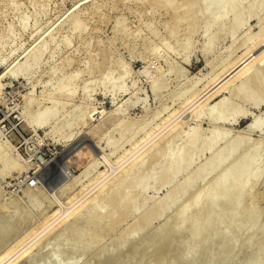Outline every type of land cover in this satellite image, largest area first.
I'll use <instances>...</instances> for the list:
<instances>
[{
  "label": "bare ground",
  "instance_id": "6f19581e",
  "mask_svg": "<svg viewBox=\"0 0 264 264\" xmlns=\"http://www.w3.org/2000/svg\"><path fill=\"white\" fill-rule=\"evenodd\" d=\"M106 1H108V2H106ZM106 1L105 0H77L74 3V5L66 11V13L64 14L63 17L58 16L56 18V20H54V21L52 20L51 23L48 24L46 29L42 32V34H39L36 38H34V43H33L32 47L22 49V52L20 54H17V56L11 61L10 64L8 62V65L4 69L5 71L4 70H3V72L1 71V73H0V92H1V90H3V86L5 83V82H3L2 77L7 75V74H9L10 76H15L14 78H16V76H19V77L25 76L27 78V80H30V78L33 77L32 75H34L33 73L36 72L37 68L40 66L42 58L44 57L43 56L44 53L47 51L48 48H53V50H54V48H56L58 46V44L60 43V42L57 43V41H59V40L63 41L64 44L68 46L69 44H71V42H70L71 39L69 38V35L73 34V33H76L77 36L81 37L79 39L85 38L84 33L86 30V26H87L85 24V18L87 16H89L90 14H91V17L93 15L98 16V17L102 16L103 9L107 5H109L110 8H114V7H118L119 3L128 4V2H136V3L137 2H150L151 7H149V8L152 9V8H154L153 4L159 5L160 3H163L164 5L167 6L166 10L171 12V14H170L171 18H170V15H168L169 18L173 20V23H170V21H169L170 24H167L165 22V20H163V21L166 24L162 23V24L166 25V26L165 25H163V26H165V28L167 29V32L170 34V36H173L176 34L178 35V33H179L178 31L182 32V30L186 26L188 27L187 29L183 30L184 33L182 35H186L185 37L181 38L182 36H179L181 38L180 39L176 35V38L178 37L179 40L175 39L177 41L175 44L178 45L175 48L171 47V44H172L171 42L170 43L165 42L166 39L165 40L161 39L160 43H156V42L154 43L153 42V43H151V46L149 45L150 48H148L149 49L148 52L152 53L151 56L153 55L152 57L154 60L150 59V56L145 57V60L149 58L150 61L147 60L148 63L145 62L147 65L143 64L141 66V67H143L142 70L141 69H139V70H141V73L143 72L144 74H146V77L144 74L143 75L147 80V77L149 76V74H151V72H153V69H155L154 70L155 75L152 74L153 77L151 75V78H149V81H151L150 82L151 90L153 91L155 96L158 95V98H159V94L162 93L160 91L161 88H163L165 85V81L163 79L166 76L165 72H168V73L173 72L175 74L179 73V76H180V74H184V69L180 66V64H179L180 67H177V66L175 67V65H171L173 63L176 64V61L175 62H172V61L169 62L170 59L168 60V56H167L166 52H165L166 53L165 55L167 57L166 56L163 57L162 52L164 50H162V52L159 51V48H161L160 46L162 44H164V46H165V44H167V47L170 46L171 48L170 47L169 48L173 49V52L174 51L177 52L178 50H180L179 48H181V50H184L185 52L186 51L190 52L191 50L189 51V49H190L191 37H192V36H190V34L195 30V28L197 26V22L201 21L203 18L205 20L202 22L203 27H204V28H202V32L204 33L203 35L205 36V41H204V45L202 44L203 49H201V52H202V50L204 52L203 54H205L207 52H211L213 50L216 42L220 39V37L225 38L226 36H229L232 38V40L230 41V44L227 46L228 54L226 57H223L222 59H218V61L221 60L218 63H216V61H215V63L212 62L213 59H209V62L205 60L207 62V65H209V67H210L209 72L208 71H207V73L205 72L206 74L204 73V75L202 74V76L201 75L199 76L198 74H195V75L191 74L192 75V76L190 75L191 77H188V78L186 77L187 80L189 79V83L187 82L188 86L186 88L184 87L185 84L183 85V87H181V88H184V92H183V89L182 90H179L178 88H174V90L169 89L171 91H169V92L167 91V94L168 93L170 94L171 92H175L177 89L180 91V92L178 90H177L178 92L176 91L177 96L179 95L178 93L181 94V92H183L179 97L178 106L176 104L177 107L174 106V107H171L170 109H167L169 106L168 103L167 104H166V102H165V104L163 103L165 107L160 103L163 108L160 106L161 109H157V110L154 109L155 112L154 111L152 112L153 113L152 116L147 115V113L146 114L144 113L141 116L138 115L139 117L136 116L137 114H135V117L134 116L133 117L127 116L126 112H128V111H126V110L128 108L129 101H131V98L132 97L135 98L132 102V104L135 105L140 100H141V103L143 104L146 101L145 99H147V96L144 95L145 96L144 97L143 95H140L141 96L140 97L138 95V92H137L138 88L135 86L136 82L134 80H132L131 82L129 81L131 84H129L126 87L125 86L123 87V82H124L123 80L126 79L129 75H131L130 74L131 69H128L127 66L125 67V61H126L125 59H123L125 61H122L120 59V61L118 62L117 69H119V71L115 68L116 67L115 66V67H113L114 69L111 67L112 71L110 72V70H108V73H107L106 69H108L111 64L107 65L108 63H105L107 65V66L106 65L105 66L108 67L105 69L106 75L102 76V78H101L102 81L99 80L100 83H102L104 86H107V83H109V86L111 87L110 90L112 89V91H110L111 93L113 91L116 92V90L120 91V89H122L121 92H123V90H124V91H127V93L129 94V96H127L126 99L122 100L119 103L114 102L115 97L112 98V100H111L112 105H111L110 109L105 108V106H99V107L91 106L93 108H91L87 105L83 106V104H86V101L91 96V95L88 96V98L86 97L87 100L84 103L83 99L85 98L84 96L86 94L83 95L82 99L80 100L81 102L83 101L82 103L80 102L83 106L82 110L80 109V107H82V106L79 104V102H78V104L80 105L79 107L73 103L74 98L72 95H74V92L76 91L75 85L77 84L76 80H78L76 78L84 71L85 72L86 71L92 72L94 67H95V64L91 65L89 63V65H87L85 68H79L78 67L79 69L76 68L75 70L70 71V72L68 69L69 74L63 73L62 76H61V74L60 75L58 74L59 77H57L55 79L56 81L52 82L53 78L55 77L54 75L57 74L56 71L59 70L58 72H61L60 70L62 68L66 67V66L68 67V65H71V61L73 60L72 59L73 54L71 57V54H70L71 51H68L70 53L66 52V54H65V52H64L63 53V54H65L64 57H62V58L60 57L61 61H62V62H60L61 65L59 64V66H56V65H53V62H51V64L49 63L50 65L48 64V66L51 67L50 69H48L46 71H43L44 69L42 71L40 70V73H38L40 75L43 73H46V74L48 73L49 76L47 75L48 76L47 79L46 78L42 79L41 76L39 75L40 79H42V80H40L39 77L38 78L35 77L36 78L35 80H37L36 83H34V80H30L29 82L32 85H30V84L29 85L32 86V88H33L35 86V84H37V82L40 81L39 83H43V85H42L43 90H40L39 93L41 92L42 96H44L45 98L48 99V102H47V104H44V105L40 103L41 107H39V105L37 106V108L34 107V109L36 108L35 109L36 112H34L32 114L30 113L31 116H33V114H34V116L31 119H30V114L27 113V115H29L28 116L29 119L27 120L28 124L32 126L31 128L33 129L32 130L33 133L34 132L37 133V130L39 128H44L46 125L49 124L50 129L48 131V128H47V132H46V134H44L43 137H45L49 132L57 133L61 142L63 141V142H65V144H67L71 140H74L76 138L77 133H78L79 135H81V137H80L81 139L79 138L80 144L78 146L74 144L77 147H75V146L72 147V148H74V147L75 148H74V152L72 151L73 153L71 152L72 155H70V156H71V158L74 157L75 159L76 158H81V159L85 158L86 161L84 162L85 163L83 166L84 168L82 170H80V172L75 173V174L71 173L68 166L64 164L65 162H69V161H70L69 163L74 162V161H71L74 158L70 160V158H69L70 156L67 155L69 158L68 161H65L63 163V165H61L62 163L59 162L61 166H59V165H57V166L61 167L60 169L62 170L63 175H64L63 176V175L58 173L59 175L62 176V177H60L61 180L63 177L65 178V176H67L70 179V182H67L69 180L68 179L66 181L67 183H65V184L63 183L64 185L60 184V186L62 185V187L60 188L61 190L59 192L62 193L66 189L68 191V193L65 196L64 200H60L59 198H57L58 197L57 196L56 197L57 206L54 208L51 207L52 209L50 211L49 210L48 211L47 210H45V211L40 210V211H42V213L40 212L41 216L39 215L40 218L37 221H33L34 219L30 215L27 216V214L25 213L26 209L24 207L28 206L31 202H32L31 203L32 205H36L38 203L37 200L39 198L38 196H36L34 194L35 191L30 190L31 188H29L30 187L29 183H28V187L27 188L25 187V192H24V193H26V195H28L27 197L30 198V200L28 201V205L25 204V206H22L23 203L27 202V199H26V202H24L25 199L23 201V198L21 199V196H20V201L21 200L23 201V202H21L22 204L21 203L20 204L22 206L21 208L24 209V214H22V212L19 213V211H21L22 209L21 210L19 209V211H18L19 204L17 202L18 201L17 196H16L17 198H15V196L14 197L12 196L13 194L12 195L10 194L11 196L9 195L10 199L15 198V200H17V201H15L14 199H12V201H10L11 204L7 200L9 202V204L11 205V211H10V207L7 206V205H9V204H7L8 203L7 201L2 200L3 203L7 202L6 203L7 205L5 203L3 204L2 201L0 202V203H2L1 207L7 206L9 208V210H8V208L5 207L7 209V211H9V213H10V214H8L9 221H13L11 224H9L8 227H6L5 229H1V231H0V242L3 241V243L0 245V264H17V263L19 264V263H22V262H19L20 259L23 257H27V255L33 250V247L36 246L37 243L42 241L41 240L42 238H44L45 236L48 237L47 235L51 232H52V234L55 232H59V231H56V229L61 230L63 228V226L68 225L70 221H74L75 219H77L76 217L79 215V213H84V220H88V222H91V223L93 222L94 226L96 224H99L96 221H98L99 218L103 214L102 213L101 215H99L102 212V208L104 207L103 211L105 213V205H108L107 202H109V204H110V202H112L110 199H113V198L116 199L115 196L117 195V191L119 193V190L121 188L123 189V191H122V193H119V195H117L118 198L116 199V201H117L115 203L116 206H114L115 204L113 205L112 203L110 205V206H112V205L114 206V207L112 206L113 207L112 209H111V207L109 209L108 206H106L107 209L110 210V212L107 211V209H106V211L108 212V213L106 212L108 217L104 216V218H102V219H104V220L107 219V221L109 219V222L105 221L106 222V224H105L103 221V223L106 225V227H109V229L105 227L106 230L108 229L110 231V229H111V231H112V228H114L113 226L116 225L117 223L119 224V223L123 222V220L125 218H127L126 216L128 215V213L133 215L134 213H136V211H139L141 208H143L142 211H140V213L139 212L137 213V215L139 214L138 216L135 214L137 216V217L135 216L137 221L135 220V217H134L135 221H132L131 224H129V226L131 225L129 227V229L127 226L128 231H126V233L129 234L130 236H131V234L134 235L136 232H138L140 230H144V228H146L151 223L152 219L157 217V215H159L162 211L164 212V210L168 209L169 206L171 205V202H172L174 196L176 197V195L178 193H181V195L186 194L185 192L190 190V189H191V191L194 190V188H196V187H193L192 184L197 179L198 180L199 179H202V180L205 179V176L211 173L212 177L209 178V180L207 179L208 182H206V184L203 185V183H202V186H200L199 189H196L195 193L192 194L193 197H192V195L190 196L191 197L190 199L185 197L186 200L188 199L190 201L189 203H188V201H184L187 203L183 204L184 202L181 203V201H180L179 204L181 203L182 206L181 205L177 206V207H181V208H179L180 214L179 213L177 214V216L180 215V216H178L180 220H179V222L178 221L177 222L179 223V225H180V223L182 225H184L183 221L188 217L189 211L193 207L195 208V206H198L199 204H201V202L204 204V205L201 204V206L199 205L201 207L199 210L196 207L197 210L195 209L196 212L193 213L194 217L190 218V219H192L191 221L194 224H191L190 221L188 222V223H190V225H191L190 227L192 228V230H189V228L186 230H188V232L196 234L198 231L200 232L201 229H205L206 233L205 234L203 233V234L205 235V238H206V235L210 233V232L207 233V230H209V228L212 226L211 224H216V225L218 224V226L219 225L221 226L222 222L225 223V221H227V222L230 221V222L235 224V225L233 224V228H234V226L237 227V225L240 224V222L244 218V215H243L244 211L241 212V214H240V211H238V204L240 205L239 201L241 202V200L243 199V198L241 199V197L243 195H245V197H246L248 193H249L248 196L251 197L248 199L249 200L252 199L251 195L253 194V192L250 193L249 191L250 190L253 191V189L250 187L253 185L250 184V181H252V183L255 185L254 180L257 179L256 178L258 176L257 174H259V176L261 177V172L259 170H257V167L259 166L258 163L261 162L264 158H262V160L260 161V158H258L257 156L262 157V154H261L262 152L259 153L260 152L259 150L262 147V145L264 146V108L261 109V112L259 111L260 113L259 112L256 113L254 110L245 108L246 106L244 107L243 103L244 104H245V102L250 103L251 106L253 107V109L261 108L264 105V0H106ZM10 3L12 4V1ZM17 5L19 6V4L13 3V6H14L13 10L17 9V7H16ZM152 10H156V9H152ZM23 15L24 14H22V16ZM123 18H125V17H123ZM123 18L121 17L120 19H117V20L115 19L116 23H114L115 24L114 29L116 31H119L121 36H127L129 34V31H128L127 25L125 26V24H127V23H125L123 25V22L125 21V19H123ZM169 18H167V19H169ZM26 19H27L26 15L22 17L21 22L23 23V28L26 27V24H25ZM251 19L256 20V22H255L256 28H257L256 30H255V28L251 29V22H250ZM101 20H102V18H101ZM144 22H146V21H144ZM148 22L150 23L151 21H148ZM181 22H185V25H184L185 27H183L182 30L178 29L180 27L179 25ZM149 23L147 24V22H146V25L150 28V33H152L153 36H155V35L157 36L158 29H156L154 27L152 28L151 27L152 23H150L151 25ZM6 27L8 28V31H10V29L12 28V23H9V25L7 24ZM95 30H97V28ZM130 30H131V28H130ZM136 30H133L134 33ZM137 31L139 32L140 30H137ZM88 33L89 32H87V34ZM147 36H146V38H147ZM151 37L152 36H150V38L148 37V39L151 40L153 38V37L152 38ZM146 38H145V40H146ZM159 38L160 37H158L156 40H158ZM161 38H163V37H161ZM169 38H172V37H169ZM150 40H148V42ZM192 41H193V39H192ZM84 42L85 43H83V45L86 43L88 45L90 40L88 41V39H87V40H84ZM51 44H53L52 47H51ZM72 46L73 45H71V47ZM58 47H60V46H58ZM71 47H69V48H71ZM191 47H192V44H191ZM73 49H74V51H76L77 48H75L73 46ZM74 51H72V52H74ZM103 52H105V51H103ZM160 52L162 53V55L160 54ZM179 52H177V54ZM185 52H184V55L185 54L186 55L184 57L181 56V59L183 57V59L185 61H188L190 58H189L188 53H185ZM53 53L54 52H52L51 54H53ZM96 55H97V52L95 53V56ZM180 55H181V53H180ZM109 56H107L106 59L108 58V61H111V59L109 60ZM160 56L162 57L163 60L167 59V61L169 63L172 62L170 64V66H167L168 67L167 70H166L167 67L166 68H165V66L163 67L161 65V63L159 62ZM84 57H86V56H84ZM51 58L54 61L55 57L54 58L51 57ZM74 58H75V56H74ZM87 58H88V55H87ZM142 58H144V57L142 56ZM57 59L59 60V57ZM84 60H85V58H84ZM56 61H55V63H56ZM87 61L90 62L89 60H87ZM206 62H205V64H206ZM56 64H58V63H56ZM127 64H129V63H127ZM151 65H153V66L151 67ZM96 66H98V65H96ZM151 68H153V69L150 72ZM72 69H74V68H72ZM114 70H117V72L119 74L115 77L114 76L111 77L110 75H112L111 73H113ZM102 72H101V74H102ZM137 72L140 74L139 71H137ZM103 73H105V72H103ZM176 75L174 78L178 77V75L177 76ZM183 76H180V77H183ZM44 77H45V74H44ZM92 78H93V76H92ZM92 78L89 79V80H91V84L93 83ZM132 79H134V78H132ZM89 80L83 81L84 84H82L81 88H82V90H84V92L85 91L89 92V90H90V89H88L89 88L88 84H90ZM96 82H98V81H96ZM177 83H179V82H177ZM183 83H186V82H183ZM26 85H28V84L26 83ZM175 85H177V84H175ZM50 86H52L51 89L49 88ZM34 88H33V90H34ZM32 91H31V93H33V95H34L35 93H34V91L33 92ZM27 92H25V93L27 94ZM36 93H37V91H36ZM38 94H35L36 97ZM24 95L25 94L23 93V96ZM87 95H89V94L87 93ZM174 95L172 96V94H171L172 97L176 96V95L175 96ZM26 96H28V94ZM31 96H32V94H31ZM161 96H163V94H161ZM171 96L168 95V97H171ZM25 97H24V99L26 100ZM38 97H39V95H38ZM44 97L41 98V95H40L41 99H45ZM175 98H172V99L175 100ZM121 99H123V98H121ZM172 99L169 98V100H172ZM28 100L24 101V105L27 104L25 102H28V106L29 105L31 106V104L33 102L37 101L35 96L28 98ZM161 100H162V98H161ZM71 101H72L74 106L76 105V107H75L76 110H75V108L73 109V106H72V109L75 110L74 112H76L77 109H78V111L80 109L81 112L79 111V113L76 112L75 114H73L74 112L71 113L73 110L72 111L70 110V112L63 111V108H64L63 105H65L66 103H70ZM39 102H40V99H39ZM172 102H174V101L172 100ZM57 104L59 106H61L62 108L61 107L58 108ZM30 106L28 108V112L30 111L29 109L32 108ZM145 106L149 107L148 105L144 104L143 107L145 108ZM25 108H27V107H24L23 110H25ZM57 108L62 109L63 114H60L61 110H58ZM153 108H155V107H153ZM147 109H149V108H147ZM26 110H25V112H27ZM186 111H188L187 112L189 114V115L187 114L188 116H185ZM148 112H150V111H148ZM24 114H25L24 116H26V113H24ZM58 114H60L61 116ZM183 114H184V116H183ZM128 115H129V113H128ZM146 115L149 117H147ZM66 116H68V117H66ZM150 117H151V119H150ZM204 118L207 120V123L211 126L210 130L208 129L209 128L208 126H207L208 128L206 127L210 131L209 133L207 132L208 134L205 133V131L207 129L205 128L206 130L204 131L203 130L204 128H202V126H201V121ZM240 118H242V119L243 118H249V121L247 122V124H245L246 126L243 129H241V128L239 129V131L240 130L245 131L248 134V136L246 133H245L246 135L241 133V132H239V133L236 132L237 133L236 134L234 131L233 132L235 133V135L233 133L234 136H232V134L230 133V131H232V130H230L232 127L228 126L230 128V129H228L226 126V125L235 124L237 122V120ZM190 120H192L193 122H189ZM111 126H113V128H114V126H117V128L122 127L120 129L118 128L119 130L117 128L114 129V130L117 129V131H119V134H120L119 139H115V136L110 137L111 135L109 136V134H107V133H110V132H108V130H110V128H111V131L113 130V128ZM254 131L255 132L259 131L260 133L258 132V134H261L262 137L260 135L259 140L251 142L250 141L251 136H249V134H251V132H254ZM53 133H52V135H53ZM229 133L231 134L230 136H229ZM105 134H107L106 137L104 136ZM35 135H37V134H35ZM48 136H49V134H48ZM103 136L105 137L104 138L105 141L102 143L101 140H102ZM86 138H87V140H89V142L87 144L84 143L85 145H81L84 142L83 139L86 140ZM38 139L39 138H37L36 140H38ZM8 142H7V140L4 141L0 138V161H1L0 171L2 172V174H6L9 171H12L13 169H16L17 172L27 170L30 167L31 163H33L32 162L33 160L31 159L32 160L31 163L28 161L29 160L28 158H26L24 160L22 159L23 161H20L18 159V155H17V157H15L16 155H14V156L10 155L9 151H11V148H10V145ZM39 143L40 142H38V144ZM71 143L72 142H70V144ZM35 144H37V142ZM11 146H13V145H11ZM67 146H69V145H67ZM120 146L121 147L123 146V147L121 148ZM119 147L121 148V150L116 152ZM106 150H109V151L106 152ZM263 150H264V147L262 148L261 151H263ZM71 153L69 152L68 154H71ZM256 153H259L260 155L256 154ZM263 153H264V151H263ZM17 154H18V152H17ZM110 154L115 155V158L113 156V160L110 159V157H111ZM205 154H208V156H206V158H203L204 160L201 158L203 161L199 160V162H197V159H199L201 156H204ZM30 155H32V154H30ZM37 156H36V158H37ZM20 158H22V157L20 156ZM63 159H64V157H63ZM85 159H83V160H85ZM257 159H259L258 160L259 162L257 161ZM64 160H66V159H64ZM79 161L81 163H83L80 159H79ZM102 162L105 165V166L103 165L104 166L103 168L101 166H99ZM74 163H76V162H74ZM53 164H52V166H53ZM114 164H116L115 168L118 165H119L118 166L119 168L120 167H122V168H120V170L117 172V170L119 169L117 167L116 172H115V169L113 168ZM260 165H262V163H260ZM262 166L264 167V162H263ZM55 168H53V169H55ZM260 168L261 167L259 166L258 169H260ZM39 171H40V169H39ZM261 171H262V169H261ZM34 172H33V174H35ZM37 172H36V174H39ZM56 172H60V170L56 171ZM212 172H213V174H212ZM257 172H260V173H257ZM24 173H25V171H24ZM29 173H31V172H29ZM8 174H10V173H8ZM26 174H25V176H26ZM18 176H20V175H18ZM25 176L23 177L24 179H25ZM36 176H39V175H36ZM179 176H181V178L179 180H177V178ZM27 178L25 179L26 181H27ZM19 180H20V182L23 181L21 179H19ZM61 180H60V182H61ZM258 180H260V179H258ZM35 181H36V179H35ZM55 181H59V180H55ZM204 181H206V180H204ZM7 183H9V182H7ZM155 184L157 186L156 190H158V187L160 188V186H169L170 185V187H169V189H167L166 192L164 191L165 193L162 194L161 197L154 198L157 193L155 194V192H154V194H155L154 196H152V195L149 196L151 193H148L149 194L148 195L147 190L150 187L152 188V186H153V188H155ZM35 185H36V183H35ZM51 185L53 187V184H51ZM56 185L57 184H55V186ZM66 185H67V188H69L70 190L65 188ZM46 186H45V188H48L49 185L47 187ZM191 186L193 188H191ZM32 187H34V186H32ZM253 187H255V186H253ZM50 188H51V186H50ZM249 188H251V189H249ZM36 189L39 190V187L37 186ZM51 189L53 190V188H51ZM58 189L59 188L57 187L56 191ZM40 190L42 191V189H40ZM164 190H165V188H164ZM0 191L2 192V190H0ZM247 191H248V193H247ZM40 192H39V194H41ZM47 192H50V191L48 190ZM47 192L45 193V196H44V192H43V195H42L43 200H44V197L48 198V197H46V194L48 195ZM53 196L54 195H52V197ZM61 196H62V194H61ZM3 199H5V198H3ZM41 199L42 198H40L39 200H41ZM48 199L52 200V201H50V200L48 201V202H50L49 204L47 202L48 207H49L52 204L51 202H53V200H56V199H54V197H53V199H51V198H48ZM48 199H46V200H48ZM43 200H41V203H44V202H42ZM108 200H110V201H108ZM104 201L106 202L105 204H104ZM114 201L115 200H113V203H114ZM246 201H245V204H246ZM250 201L252 202V200H250ZM250 201L248 202V204L251 203ZM253 201H254V199H253ZM173 202H174V200H173ZM255 202H256V200H255ZM41 203H40V205H41ZM253 203H252V206H255L256 203H255V205ZM129 204H130V208L127 207V206H129ZM125 205H126V207H125ZM43 206L41 205V207H42L41 209H43ZM242 206H244V205H242ZM245 206L243 208H245ZM252 206L247 208V212L250 214L253 210H257L254 207H253L254 209L252 210ZM122 207L126 211L124 210V212H123L121 210L122 212H118L117 209L118 208L120 209ZM5 208H3L4 211L6 210ZM45 208H47V205L44 206V209ZM235 208H236V210H234ZM243 208H241V209L243 210ZM177 209H176L175 213H177V211H178ZM233 210L235 211V214L233 213ZM227 211H228V213L230 212V214L231 213L234 214L233 217H232V214H231V216L228 214L231 217V219H233V218L235 219L236 217H234V216H237V215L239 216V214H240V216L243 215L242 216L243 218L241 217L242 220L240 221V219H239V221H237L238 216L236 218L237 220H235L237 223H235L234 219H233V221L227 220L229 217V216L226 217ZM193 212H194V210H193ZM247 212H246V214H248ZM236 213H239V214L236 215ZM255 213H252V214L255 215ZM97 214H98V217H97ZM246 214H245V216L250 215V214H248V215H246ZM254 215H250V216L255 218ZM39 216H36V217L38 218ZM189 216H192V215H189ZM129 217H130V215H129ZM29 219L30 220L33 219V220H31V221H33V223ZM132 219H133V216H132ZM244 219H245V223H246V221L249 219V216H248V219L247 218H244ZM35 220H36V218H35ZM100 220H101V218H100ZM193 220H194V222H193ZM249 220H252V221H250V223H251L250 226L248 224V228L251 227L252 222L255 221L254 219H251V217ZM185 221H187V219ZM15 222H16V224H15ZM95 222H96V224H95ZM133 222H135L134 225L132 224ZM174 222H176V217H175ZM242 222H241V225L239 226L241 230H242V227L245 226V225L242 226ZM178 223H173L172 228H174L176 226V224L178 225ZM219 223H221V224H219ZM247 223H249V222H247ZM225 224H223L224 226H222V227H225ZM227 224H226V226L230 225V224H228V225ZM254 224H255V222H254ZM20 225H21V228H20ZM182 225H180V226H182ZM101 226H103V224ZM101 226H99V227H101ZM118 226H120V225H118ZM125 226H124V228H125ZM208 226H210V227L208 228ZM97 227H98V225H97ZM97 227L95 226L94 228H96V230L98 231L99 227L98 228ZM176 227H178V226H176ZM215 228L214 229L210 228L211 229L210 231L211 232L213 231V233H214V230H217V231H215V233L219 232L218 229L217 228L215 229ZM252 228H253V226H252ZM105 229H104V231H105ZM181 229L182 230L185 229L184 226ZM228 229L231 233H232L231 230H233L234 232L236 230H238V229H236V230L231 229V227L229 228V226H228ZM228 229L226 227V230H228ZM243 229H245V227ZM246 229H247V226H246ZM54 230H55V232H54ZM121 230H122V232L124 230L123 233H125L126 229L122 228ZM174 230H172V231H174ZM219 230H221V228H219ZM248 230H250V229H248ZM93 231H94V234L97 233V232H95V230H93ZM104 231L101 232L100 228H99V232H101V234ZM179 231H181V230H179ZM205 231H203V232H205ZM222 231L224 232V230H221L220 232L222 233ZM243 231H245V230H243ZM99 232L96 234V237L102 236V235H98ZM249 232H246V233H249ZM119 233L120 232H118V234ZM123 233L119 234L120 235L119 238L123 235ZM191 233H189V234L192 237L193 235ZM198 233H197V235H199ZM221 233H220V236L223 237V236H225V234L227 236V233L224 232L223 233L224 235ZM251 233H252V231H251ZM94 234L92 236H94ZM104 234H105V232H104ZM156 234H157V232H156ZM178 234L184 235L180 232ZM203 234H201V235L203 236ZM216 234H218L217 235V237H218L219 233H216ZM228 234L230 235V233H228ZM175 235H177V233ZM179 235H177V236L179 237ZM197 235H195L194 237H195V239L197 237V239L199 240L202 236L198 238ZM215 235H213V236H215ZM231 235L229 237H231ZM10 236H12V237H10ZM49 236H50V234H49ZM125 236H127V235H125ZM190 236H187L188 238L186 240H189ZM228 236H227V238H228ZM96 237H95V239H96ZM180 237L177 239L180 240ZM210 237H212V236L207 235L206 242L208 241L207 240L208 238L211 239ZM121 238H123V237H121ZM127 238H129V237H127ZM183 238L184 239H182V238L181 239L184 240V242H185L186 236ZM116 239H118V236ZM122 240H119V241H122ZM182 240H180L179 242H183ZM198 240H196L197 241L196 242V241L191 239V241H194V243L196 242L195 246L198 245V243L201 241V240L200 241H198ZM204 240H203V242L201 241V243H200L201 247H203L202 243H203V245L206 244V242L204 244ZM44 241H45V239H44ZM44 241H42L41 243H43ZM191 241L188 245L190 250H192V248H194V246H193L194 243H193V245H191V243H192ZM183 243H181V244H183ZM186 244H188V243H186ZM186 244H184L186 246L184 248V251H182L179 255H177L179 260L183 259L185 256H187V254H189L186 252H188V251L190 252V250H188V251L185 250L188 247ZM198 247L200 248V246H198ZM198 247H196L195 249H197ZM263 247H264V245H263ZM96 253H99V251ZM256 253H255V255H256ZM258 253H259V250H258ZM98 255L99 254H97V256ZM31 256L29 255V257H31ZM53 256H55V255L53 254ZM258 256H259V254H258ZM261 256H263V255H261ZM48 257H50V256H48ZM56 257H58L57 254H56ZM32 258H33V256H32ZM185 258H187V257H185ZM258 258H257V260H258ZM260 258H262V257H260ZM260 258H259V260H261ZM28 259H30V258H28ZM47 259H46L47 262L45 261L44 263H46V264L47 263L48 264H55L56 263L55 262L56 260L54 258H53V260H51L50 258H47ZM30 260H32V259H30ZM32 261H34V258ZM261 261H257L254 264H260ZM253 262H255V259ZM34 263L37 264L38 262L36 261ZM251 263H252V261H251ZM261 263L264 264L263 261ZM65 264H71V262H66Z\"/></svg>",
  "mask_w": 264,
  "mask_h": 264
},
{
  "label": "rangeland",
  "instance_id": "374dc122",
  "mask_svg": "<svg viewBox=\"0 0 264 264\" xmlns=\"http://www.w3.org/2000/svg\"><path fill=\"white\" fill-rule=\"evenodd\" d=\"M11 1H12V4L10 3ZM76 1L77 0H0V73H1V71L3 72L5 67L8 65V62L10 64L11 61L17 56V54H20L22 52V49H26V48L32 47V45L34 43V38H36L39 34H42V32L46 29V27L48 26V24L51 23L52 20L53 21L56 20V18L58 16L63 17L64 14L66 13V11L68 9H70L74 5V3ZM106 2H108V1H106ZM13 3L19 4V6L18 5L16 6L17 9H15V10H13V7H14ZM153 5H154V8H152V9H156V10H152V9L149 8V7H151L150 2H137V3L136 2H128V4L119 3L118 7L110 8L109 5L104 7L103 14L100 17L93 15L92 16L93 18H92L91 14H90L89 16L86 17L87 19L85 18V24L87 25L86 26V30L87 31L85 30V33H84L85 34V38L79 39L81 37L77 36L76 33L70 34L69 35V38L71 39L70 40L71 44H69L70 46L69 45L68 46L65 45L63 41H60V40L57 41V43L60 42L58 44V46H60V47L57 46L58 48L56 47V48H54V50H53V48H48L47 49V51L43 55L44 57L42 58L40 66L37 68V70L35 69L36 72L33 73L35 76L32 75L33 77L30 78V80H34V83H36L37 80H35V79L39 77L40 74H38V73H40V70L42 71L44 69L43 71H46V70L50 69L51 67H49L48 64L49 63L51 64V62H53V65L59 66L60 62H62L61 58L64 57L66 52L70 53L68 51H71V53H70L71 57H72V54H73V58H72L73 60L71 61V65H68V67L66 66V67L62 68L60 70L61 72L63 71L62 73L58 72L59 70L56 71L57 74L54 75L55 77L53 76L54 78H53L52 82L56 81L55 79L57 77H59L60 74H61V76H62L63 73L64 74L65 73L69 74L68 73V69H69V72H70V71L75 70L76 68L77 69L85 68L87 65H89V63L91 65L95 64V67H94L92 72H87V71L85 72L84 71L76 78L78 80H76V82H77V84L75 85L76 91L74 92V95H72L73 98H74V99L72 98L74 100V101L73 100L72 101H73L74 104H76L79 107L80 105L82 106L81 103L83 101L81 102L80 100L82 99L83 95L86 94L84 96L85 98L83 99L84 103L87 100L88 96L91 95L89 97L90 99L88 98V100L86 101V104H83V106L84 105H87L89 107H91V106H93V107L105 106V108L110 109L111 105H112V102H111L112 98L115 97L116 99L114 98V102H118L119 103L122 100L126 99L127 96H129V94L127 93V91H124V90H123V92H121L122 89H120V91L116 90L117 93L115 91H113L114 93L112 92L113 93L112 94L110 92V91H112V89L110 90L111 87L109 86V83H107V86H104L102 83H100L99 80L102 81L101 78H102L103 75H106V70H107V73H108V70H110V72L112 71L111 67L113 68V67L116 66L115 68L117 69L118 62L121 59L122 61L126 60L125 61V67L127 66L128 69H131V71H130L131 75H129L127 77L128 79L126 78V79L123 80L124 81L123 82V87L124 86L125 87L128 86L129 84H131L130 82L132 80H134L136 82L135 86L138 88V91H137L138 95L139 96L140 95L147 96V99H145L146 101L143 104L141 103V100H140L135 105L132 104L133 100L135 99L134 97H132L131 101H129V103H128V108L126 110V111H128V112H126L127 116H129V117H133L134 116L135 117V114H137L136 116H138V115L141 116L144 113L145 114L147 113V115L152 116V114H153L152 112L153 111L155 112V110H157V109H161L160 108L161 104L164 106L165 102H166V104L168 103V105H169L167 109H170L171 107L176 106V104L178 106L179 97L184 92V88H181V87H183V85L185 84L184 87L186 88L188 86L187 82L189 83V79L187 80L186 77L187 78L191 77L192 76L191 74H194V75L198 74L199 76L200 75L202 76V74L204 75L205 72L206 73H207V71L209 72L210 67H209V65H207L206 61L209 62V59H213L212 62L215 63V61H216V63H218L219 61H221V60L218 61V59H222L223 57H226L227 54H228L227 46L230 44V41L232 40V38L229 37V36H226L225 38L224 37H220V39L216 42L213 50L211 52H207V53L203 54L204 53L203 50L201 52V49H203L202 44L204 45V41H205V36L203 35L204 33L202 32V28H204L202 22L205 20L203 18L201 21L197 22V26L195 28L196 31L194 30L195 32L193 31L194 33L192 32L190 34V36H192L193 38L191 37L192 47H191V44H190L189 51L191 50L192 52L191 51L190 52H188V51L185 52L184 50H181V48H179L180 50H178L177 52H179V51L180 52L177 54V52H175V51L173 52V49H170V48L171 47L175 48L176 46H178L177 44H175L177 42L176 40H179V38H180L179 36H182L181 38L186 36V35H182V34L184 33L183 30L187 29L188 27L184 26L185 22H181L180 25H179L180 27L178 29L182 30L183 27H185V28L182 30V32L178 31L179 32L178 35L176 34L179 38L178 37L176 38V35L170 36V34L167 32V29L165 28V26H166L165 24L166 23L167 24L173 23V20L170 19L171 18V15H170L171 12L166 10L167 6L164 5L163 3H160L159 5L158 4H153ZM22 14H24L23 16H25V15L27 16V19L25 21V24H26L25 28H23V23L21 22L22 17H23ZM168 15H170V18H169ZM119 17L120 18L121 17L122 18L125 17V18H123V19H125V21L123 22V25L125 23H127V24H125V26L127 25V28H128V31H129V34L127 36H121L119 31H116L114 29V25H115L114 23H116L115 21L117 19H120ZM101 18H102V20H101ZM167 18H169V19H167ZM163 20H165L166 23ZM144 21H146L147 24L149 23L148 21H151L150 23H152V25L149 23L151 25V27L152 28L154 27V28L158 29L157 36L156 35L153 36V34L150 33V28L146 25V22H144ZM169 21H170V23H169ZM250 22H251V29L255 28V30H256L257 29L256 28V23H255L256 20L255 19H253V20L251 19ZM9 23H12V28L10 29V31H8V28L6 27L7 24L9 25ZM162 23H165V24H162ZM163 25H165V26H163ZM96 28H97V30H95ZM130 28H131V30H130ZM136 29L140 30V31L138 32ZM133 30H136L135 33H134ZM87 32H89V33L87 34ZM149 35L153 37V38L151 37L152 38L151 40L148 39V37L150 38ZM146 36H147V38H146ZM158 37H160V38L158 40H156ZM161 37H163V38H161ZM169 37H172V38H169ZM145 38H146V40H145ZM87 39H88V41L90 40L89 44L87 45V43H86V44L83 45V43H85L84 40H87ZM147 39L150 40V41L148 42ZM161 39H164V40L166 39L165 42H167V43L171 42L172 44H171V47L169 46L170 48L167 47V44H165V46H164V44H162L160 46L162 49L159 48V51L162 52V50H164L162 52L163 53V57L166 56L165 54L167 53L168 60L170 59L169 62L170 61H172V62L176 61L177 65L174 64V63L171 64L172 62L169 63L167 61V59L163 60L161 56L159 58V60H160L159 62L161 63V65L163 67L165 66V68L167 66H170V64L171 65H175V67L176 66L177 67L181 66L184 69V74H180V76L184 75L185 77L184 76L180 77L179 73H176L179 78L178 77L174 78L175 75H176L175 73H173V72H171V73L165 72L166 76L164 75L165 77L163 78L164 81H165V85H164L165 88L163 87L160 90L162 92L161 94H163V96H161V94H159V98H158V95L155 96L153 91L151 90V88H150V82L151 81H149V78H151V75L154 74V72H155L154 70L155 69H153V68L150 69V72L152 71V69H153V72H151V74H149V76L147 77V80H146V78H145L146 74H144L143 72L141 73V70L143 68L141 66L143 64L147 65L146 63H148V61H150L149 58L145 60V57H149L150 56V59H153V57H152L153 55L151 56L152 53L148 52L149 51L148 48H150L149 45L151 46V43H153V42L154 43L155 42L156 43H160ZM192 39H193V41H192ZM71 45H73L75 48H77L76 51H74L73 46L71 47ZM52 46H53V44H51V47ZM69 47H71V48H69ZM72 51H74V52H72ZM103 51H105L106 53L103 52ZM52 52H54V53L51 54ZM64 52H65V54H63ZM96 52H97L98 56L97 55L95 56ZM161 52H160V54L162 55ZM184 52L188 53V55H189L190 59L188 61H185L183 59V57L186 55V54L184 55ZM180 53H181V55H180ZM87 55H88V58H87ZM50 56L53 57V58L55 57L54 61H53V59ZM74 56H75V58H74ZM84 56H86V57H84ZM107 56H109V60L111 59V61H108V58L106 59ZM142 56L144 58H142ZM181 56H183L182 59H181ZM58 57H59L60 61L57 59ZM84 58H85V60H84ZM123 59H125V60H123ZM87 60H89L90 62H88ZM55 61L58 64H56ZM126 62L129 63L130 65L127 64ZM205 62H206V64H205ZM105 63H108L107 65L111 64L110 67H109L110 69L108 67H106L107 65ZM179 64H180V66H179ZM96 65H98L99 67L96 66ZM152 66L153 65H151V67ZM72 68H74V69H72ZM106 68H108V69H106ZM139 69H141V70H139ZM167 69H168V67L166 68V70ZM117 70L119 71V69H117ZM117 70H114L113 73H111L112 75H110V76L111 77L117 76L119 74L117 72ZM102 71L105 72V73H103ZM137 71H139L140 74ZM101 72H102V74H101ZM44 74H45V77H44ZM143 74L145 75V77H144ZM47 75H48V73L47 74L43 73L40 76H41L42 79H45V78L47 79V77L49 76V75L48 76ZM91 75L93 76V78H92ZM14 77L15 76H10L9 74H7V75L2 77V80L5 83H4V86H3V90H1V92H0V132H1L0 135L2 134L0 136V138L2 140H4V141H6V140H7V142L9 141L8 143L10 145L11 151L13 150L12 152L9 151L10 155H13V156L16 155L15 157H17V155H18V159L20 161H23L24 159L28 158L29 160L28 159L27 160L30 163L33 160L32 162L34 164L31 163L30 167L27 170H23L21 172H17L16 169H13L12 171L8 172L10 174H8V173L2 174V172L0 171V190H2V192L0 191V202L2 200L3 201H7L8 200L10 202V201H12V199L15 200V198L18 197V201L17 200H15V201H17L18 204H19L18 211H19V209L21 210L22 209L21 207L25 206V204L28 205V201L30 200V198L27 197L28 195H26V193H24L25 192V187L27 188L28 187V183H29L30 184L29 188H31L30 190L35 191V193L33 191L32 192L36 196H38L39 198H38V200L36 199L38 201V203L36 205H32L31 204L32 202L30 201L31 203L28 206L24 207L26 209L25 213L27 214V216L30 215L34 219V220L31 219V220L37 221L40 218L42 211H45V210H47V211L49 210L50 211L52 208L57 206V202H56L57 201V199H56L57 196H58L57 198H59L60 200H64L65 196L67 195L68 191L66 189L64 190L65 192L63 191L62 193H60L59 191L61 190L60 188L62 187V185H64L67 182H70V179L67 176H65V178L63 177L62 180H61L60 177H62L61 175H63V172L60 169L61 167H59V166L63 165V163L65 161H68L69 158H70V160L74 158V157L71 158L70 155H72V153L74 152V148L77 147L80 144L81 135H79L77 133L76 138L74 140L70 141V142H72L71 143L72 145L70 144V142L65 144V142L62 141L63 142L62 143L61 140L59 139L57 133L49 132L48 133L49 136L47 134L45 137H43L44 134H46V132H47V128H48V131L50 129L49 124L45 126L46 128L45 127L44 128H39L37 130V133L34 132L35 134H37V135H35L33 133V131H32L33 130L31 128L32 126L28 124L27 120L29 119L28 118L29 115H27V113H29V114L31 113L32 114V113L36 112L35 109L37 108V106L39 105V107H41L40 103L43 104V105L47 104L48 99L45 98L44 96H42L41 92H40L41 94L39 93L40 90H43V86H42L43 83H39L40 81L37 82V84H35V86H34L35 88L33 87L34 88V90H33L32 86H30V85H32L29 82L30 80H27V78L25 76H20V77L16 76V78H14ZM152 77H153V75H152ZM91 78L93 80L92 84H91V80H89ZM132 78H134V79H132ZM39 79H40V77H39ZM42 79H40V80H42ZM83 79L85 81L86 80L90 81V84H88V86H89L88 89H90L89 92L91 91L90 93L86 92V91L84 92V90H82L81 86H82V84H84V82H83L84 80ZM96 81H98L99 83L96 82ZM182 81L186 82V83H183ZM25 82L28 85H26ZM177 82H179L180 84L177 83ZM175 84H177L178 86L175 85ZM51 87L52 86H50L49 88L51 89ZM174 88H178L179 90L183 89V92H181V94L178 93L179 95L177 96L176 95L177 94L176 91L178 89L177 90L175 89L176 90L175 92H171L170 94L169 93L167 94V91L168 92L171 91L169 89H173L174 90ZM30 90L31 91L33 90L35 94L39 93L38 94L39 97H38V95H37V97H36L35 94L33 95V93H31ZM36 91H37V93H36ZM25 92H27L28 96H26L27 94ZM23 93L25 94L24 96H23ZM30 93L32 94V96H35L37 101L33 102L31 104V106L29 105L33 109L30 108L29 110L31 112L30 111L28 112V108H29L28 102H25L27 104L24 105V101H26V100H28V98L32 97ZM87 93L89 95H87ZM171 94H172V96L175 94L176 96L175 95L174 96L176 98L172 97ZM40 95H41V98L44 97L45 99H41ZM168 95H170L171 97H168ZM24 97L26 98V100L24 99ZM121 98H123V99H121ZM161 98H162V100H161ZM169 98H171V99L175 98V100L177 102L174 99H172L174 101V102H172V100H169ZM39 99H40V102H39ZM72 101L70 103H66L65 104L66 106L63 105V107H64L63 111L70 112V110L72 111L76 107V105L75 106L73 105ZM78 102H79L80 105L78 104ZM144 104L148 105L149 107L145 106V108H144L143 107ZM243 105H244V107L246 106L245 108L254 110L256 113H258L259 111L261 112V109L264 108V105H263L261 108L253 109L251 104L248 103V102H245V104L243 103ZM72 106H73V109H72ZM83 106L80 107L81 110H82ZM24 107H27V108H25V110L27 109L26 110L27 112H25V110H23ZM34 107H36V108L34 109ZM57 107L60 108L61 106H59L57 104ZM93 107H91V108H93ZM153 107H155V108H153ZM147 108H149V109H147ZM80 109H79V111H80ZM146 109L148 111H150L151 113L148 112ZM58 110H61L60 114H63L62 113L63 112L62 109H58ZM75 110H76V108H75ZM75 110H73L71 113H73ZM79 111L77 109L76 112L79 113ZM76 112H74L73 114H75ZM187 112L188 111H186V113H185L186 115L185 116L189 115ZM24 113H26V116H24L25 115ZM128 113H129V115H128ZM31 114H30V119L34 116V114H33V116H31ZM60 114H58V115H60ZM149 116H147V117H149ZM183 116H184V114H183ZM66 117H68V116H66ZM150 119H151V117H150ZM205 120H206L205 118L202 119L201 126H202V128H204L203 129L204 131L208 127H209L208 129L210 130L211 126L207 123V120L206 121ZM248 121H249V118H243V119L240 118V119L237 120V122L235 124L226 125V126H227L228 129H230L228 126L232 127L230 129V130H232V131H230L232 136H234L236 132L237 133L241 132V133L245 134L246 133L245 131H242V130L239 131V129L240 128L243 129L246 126L245 124H247ZM189 122H193V121L190 120ZM111 127L113 128V126H111ZM115 128H117V126H114L113 130ZM120 128H122V127H120ZM117 129L114 130V131L113 130L111 131V128H110V130L107 129L108 132H110V133H107V132L106 133L109 134V136L111 135L110 137L115 136V139H119L120 134H119V131H117ZM208 129L205 131L206 134H208L210 132ZM258 132L259 131H256V132L254 131V132H251V134H249V136L252 137V138L250 137V141L251 142L259 140V137H260L261 134H258ZM52 133H53V135H52ZM230 133H229V136L231 135ZM233 133H234V135H233ZM107 134H105L104 136L106 137ZM104 136H103V138L101 140L102 143L105 141V139H104L105 137ZM247 136H248V134H247ZM36 137L39 138V139L36 140L37 139ZM261 137H262V135H261ZM83 140H84V142L81 145H85L84 143L87 144L89 142V140H87V138H86V140L85 139H83ZM36 142H37V144H35ZM38 142H40V143L38 144ZM74 144L77 145V146H75ZM11 145H13L14 147L11 146ZM67 145H69V146H67ZM73 146H75V147L72 148ZM120 147L118 148V150L116 152L121 150V148L123 146L121 148ZM263 147L264 146L262 145V147L259 150L260 151L259 153L262 152L261 153L262 157L256 155L258 158H260V161L262 160V158H264V155H263L264 154L263 153L264 150L261 151ZM67 149L68 150L70 149V150L68 151ZM108 151L109 150H106V152H108ZM17 152H18V154H17ZM67 152L68 153L72 152V153L68 154ZM259 153H256V154H259ZM30 154H32V155H30ZM114 154H112V155L110 154L111 155V157H110L111 160H113V156L115 158ZM67 155L70 156V157L68 158ZM20 156L22 158H20ZM36 156H37V158H36ZM62 156L66 160H64ZM204 156H201L199 159H197V162H199V160H202L203 158H206V156H208V154H205ZM57 159L58 160L60 159V160L58 161ZM79 159L83 163H81L79 161ZM83 159H85V158H83ZM83 159H81V158H76L75 159L74 158L71 161H74L76 163H74V162L69 163L70 162L69 161V162H65L64 164L68 166V168L70 169L71 173L75 174V173L80 172V170H82L84 168L83 166L85 164L84 162L86 161V159L85 160H83ZM258 160L259 159H257V161ZM59 162L62 163V164L60 165ZM263 162H264V159L261 162L258 163L259 166L261 167L260 169H258V167H259L258 165H257L258 167L256 166L257 170H259L261 172V177L259 176V174H257L258 175L256 177L257 181L254 180L255 181L254 182L255 185L252 183V181H250V184L255 186V187L250 186L253 189V191L252 190H250V191L248 190L250 193L253 192L252 195L250 194L252 196V199H250V200H252V202L248 199V198H251V197L248 196L249 193L247 191V193H248L247 196H246L247 198L245 197V195H243L241 197V199L243 198L242 199L243 201L242 200H241V202L239 201L240 205L238 204V211H240V214H241V212L244 211V214L242 213L244 215V218L248 219V216H249V219L251 217V219L255 220V221L252 222L253 228H252V226L248 228V224L250 226L251 225L250 221H252V220L248 219L249 220L248 221L246 219L247 220L246 223L249 222V223L246 224L245 223V219L242 217L243 215L240 216L239 213H236V215L239 214V216L237 215L238 216V220L236 219L237 216H234V217H236L235 219L233 218L234 221L235 220L239 221V219L241 221L242 218H243L242 221L244 223L242 221L241 222H242V226L243 225H245V226L242 227V230L239 227L241 225V222L238 225L236 224L237 227L234 226V228H233V224L234 223H232L230 221L229 222L225 221V223L227 222L228 224H230V225H228L226 223L229 226V228L231 227V229H234V230L238 229L235 232L230 229L232 231V233L229 231L228 226H226V224L224 222H222V224L219 223V224H221V226L220 225L218 226V224L217 225L216 224H211L214 228L216 227L218 229L219 232H216V233H219V236L217 237L218 234L215 233V231H217V230H214V233H213V231L212 232L210 231L211 230L210 228H212V229H214V228L212 226L211 227L208 226V228L209 227L210 228H209V230H207V233L208 232H210V233L207 234V235H209V236L211 235L213 238L212 237H210L211 239L208 238L207 240L208 241L210 240V241L206 242L207 235H206V238H205V235H204L206 233L205 229H201L200 232L198 231L199 233L198 232L197 233L199 235H197V233L193 234L191 232H188V230H186L188 228H189V230H192V228L190 227L191 225L188 222L190 221L191 224H194V223H192V221H191L192 219H190V218L194 217L193 213L196 212L195 211L196 207L199 210L201 208L200 207L201 204L204 205L202 202H201V204H199L200 206L198 205L199 207L195 206V208L193 207L189 211V215H192V216L188 215V217L186 218L187 221H185L186 220L185 219L183 221L184 223L182 222L184 225H182L181 223H180V225H182V226L179 225L178 222H179L180 219H179L178 216H180V215L177 216V214L178 213L180 214V209L179 208H181V207H177V206L178 205L182 206L181 203L184 202V201H188V203H189L190 201L188 199L186 200V198L190 199L191 198L190 196L195 193L196 189H199L200 186H202V183L204 185V184H206V182H208L209 178L212 177L211 173H210V174L206 175L205 179H203V180L202 179H199V180L197 179L192 184V186L196 187V188H194V190H192V191H191V189L186 191L185 193L186 194L188 193L187 195L186 194H182L181 195V193H178L176 195L177 198L174 196L173 197L174 202L172 200L173 203L171 202V205L169 206L168 209L164 210V212L162 211L161 212L162 214L160 213L159 215H157V217L152 219L151 223L146 228H144V230H140V231L136 232L134 235L131 234V236L126 233V231H128L127 230V226H128V229H129V227L131 226V225L129 226V224H131L132 221L136 220V217L139 215V214L137 215V213L138 212L140 213V211H142L143 208H141L139 211H136V213H134L133 215L128 213V215L126 216L127 218H125L123 220V222H121L119 224L117 223L116 225H114L113 226L114 228H112V231H111V229L109 231L108 230L109 227H106V225H105L106 222H109V219H108V221H107V219H105V220L102 219V218H104V216L105 217L107 216V213H108L107 211L110 212V210H109L110 207L112 209L114 206H116L115 203L117 202L116 201V199L118 198L117 195H119V193H122V191H123V189L121 188L122 190L120 189L119 193L117 191V195L115 196L116 199L115 198L110 199L112 202H110V204H109V202H107L108 205H105V213L106 212L107 213L106 214L104 213V211H103L104 207L102 208V212L101 213L99 212L100 213L99 215H101L103 213L102 216L100 217L101 220L99 218V220L96 221L99 224H96V222H95V224H96L95 226L96 227H97V225L99 227V226H101L103 224L104 227L103 226H101L102 228L99 227L101 232L104 231L105 227L108 228L107 229L108 231L105 229V231H104L105 234H104V232L101 234V232H99V228L98 227H97L98 228V231H97L96 228H94L95 226L93 225V222L91 223V222H88V220H84V213H79V215L76 217L77 219H75L74 221H70L69 224L63 226V228L61 230L56 229V231H59V232H55V230H54L55 233L52 234V232H51V233H49L50 236L48 234L47 235L48 237L45 236L46 238L45 237L42 238L41 240L44 241V239H45V241L43 243H41L42 241L37 243L38 245L36 244V246L33 247V250L30 252L31 254L29 253L27 255V257L21 258L19 262H22V263H19V264H31L32 262H33L32 264H35L34 262H36V261L38 262L37 264H39V263L40 264H46L44 262L46 261L47 258H50L51 260H53V258H54L56 260V261L54 260L56 262L55 264H65L66 262H71V264H254L257 261H261V260L264 262V249H263L264 248L263 247V245H264V167L262 166ZM53 163L56 166L57 165H59V166L56 167ZM260 163H262V165H260ZM52 164H53V166H52ZM103 165H104V163L102 162L99 166H101L103 168L105 166V165L104 166ZM115 165L116 164L113 165V168L115 169V172H116V169H117V167L119 165L116 166V168H115ZM0 166H1V161H0ZM53 168H55V169H53ZM120 168H122V167H120ZM120 168L117 170V172L120 170ZM39 169H40V171H39ZM261 169H262V171H261ZM59 170H60V172H56V171H59ZM24 171H25V173H24ZM29 172H31V173H29ZM33 172L35 174H33ZM36 172L39 173V174H36ZM260 172H257V173H260ZM58 173L61 174V175H59ZM25 174H26V176H25ZM212 174H213V172H212ZM18 175H20V176H18ZM36 175H39V176H36ZM24 176H25V179L28 177L27 181L23 178ZM180 178H181V176H179L177 178V180H179ZM19 179H21L23 181L20 182ZM35 179H36V181H35ZM258 179H260V180H258ZM55 180H59V181H55ZM60 180H61L62 183L60 182ZM204 180H206V181H204ZM7 182H9V183H7ZM35 183L39 187V190L36 189L37 186L35 185ZM51 184H53V187H52ZM55 184H57V185L55 186ZM60 184H62V185L60 186ZM46 185L48 186V188H45ZM32 186H34V187H32ZM50 186H51V188H53V190L50 188ZM192 186H191V188H193ZM57 187L59 189L56 191ZM169 187H170V185L169 186H160V188L158 187V190H156L157 186L155 184V188H153V186H152L153 189L150 187L147 190V194L151 193L150 195L149 194L148 195L149 196H151V195L154 196L157 193L154 198H158V197H161L162 194H164L167 191V189H169ZM65 188H67V185H66ZM164 188H165V190H164ZM251 188H249V189H251ZM40 189H42V191L44 192V196H45V193L49 190L50 192H47L48 195L46 194V197L51 198V199H53V197H54V199H56V200H53V202H51L52 203L51 206L48 207V204L50 203L48 201L50 199L44 197V200H43V197H42L43 192ZM67 189H69V188H67ZM39 192L41 194H39ZM154 192H155V194H154ZM10 194L11 195L13 194L12 196L13 197L15 196V198L11 197L12 199H10V196H11ZM61 194H62V196H61ZM52 195H54V196L52 197ZM20 196H21V199L23 198V201L25 199L24 202H26V199H27V202L23 203L22 206H21V204H22L21 202H23V201L22 200L20 201ZM192 197H193V195H192ZM3 198H5V199H3ZM40 198H42L41 200H43L42 202H44V203H41V200H39ZM46 199H48V200H46ZM253 199H254V201H253ZM110 200H108V201H110ZM113 200H115L114 203H113ZM255 200H256V202H255ZM3 201H2V203H3ZM50 201H52V200H50ZM180 201H181V203L179 204ZM245 201H246V204H245ZM249 201L251 203L248 204ZM7 202H4V203L6 204ZM9 202L7 204H9ZM47 202H48V204H47ZM2 203H0V231H1V229H5L6 227H8L9 224H11L13 222V221H9L8 214H10V213L5 208V207L9 206L10 207V211H11V205H10L11 202H10L9 205L6 204L7 206H5V207H1ZM40 203H41L42 206L43 205L44 206L47 205L48 209L47 208L44 209V206H43L44 210L41 209L42 207H41ZM105 203L106 202L104 201V204ZM111 203L113 205L114 204L115 205L114 206L112 205L113 206L112 207V206H110ZM186 203L187 202H184L183 204H186ZM252 203L254 205L256 203V205L252 206ZM242 205H244V206L248 205V206L247 207L245 206V208H243L244 206H242ZM106 206H108L109 209H107ZM250 206H252V210L254 208L257 209V210H253L251 212V214L248 213L247 212V208H249ZM125 207H126V205H125ZM127 207L130 208V204ZM3 208H5L6 210L4 211ZM241 208H243V210ZM106 209H107V211H106ZM176 209L178 210L177 213H175ZM8 210H9V208H8ZM40 210H42V211H40ZM121 210L124 212L125 209H123V207L120 208V209L119 208L117 209L118 212H122ZM193 210H194V212H193ZM234 210H236V208ZM234 210H233V213L235 214ZM21 212H22V214H24V209L19 211V213H21ZM246 212L248 214H250V215H254L252 213H255V215H254L255 218H253L252 216L246 214ZM226 213H227L226 217H228L229 215L231 216V214H232V217L234 215L233 213H231V214H230V212L228 213V211ZM245 214L248 215V216H245ZM129 215H130V217H129ZM36 216H39V217L37 218ZM132 216H133V219H132ZM230 216L228 217L227 220H232L233 221V219H231ZM97 217H98V214H97ZM134 217H135V220H134ZM175 217H176V222H174L175 221ZM35 218H36V220H35ZM33 221H31V222L33 223ZM103 221H104L105 224L103 223ZM193 222H194V220H193ZM254 222H255V224H254ZM134 223L135 222H133L132 224L134 225ZM173 223H178V225L176 224V226H178V227H176L174 225L176 228L175 227L172 228L173 227ZM235 223H237V222L235 221ZM15 224H16V222H15ZM223 224H225V227H222V226H224ZM118 225H120L121 227L118 226ZM124 226H125V228H124ZM183 226H184L185 229L182 230L181 228H183ZM246 226H247V229H246ZM226 227H227L228 230H226ZM244 227H245V229H243ZM20 228H21V225H20ZM122 228L126 229L125 233H123L124 230L122 232V230H121ZM219 228H221V230H224V232L227 233V236L229 235L228 233H230V235L232 234L231 237H229L230 236L229 235L228 238H227L226 234L223 237L220 236V233H221L220 231L221 230H219ZM248 229H250V230H248ZM93 230H95V232H97V233L99 232L98 235H102V236L96 237L97 233L94 234ZM172 230H174L177 233V235H179L178 234L179 232L184 234V235L180 234L179 237L181 236L180 240H182V239H184L183 237L186 236L185 242H184V240H182L184 243L183 242H179L180 240L177 239L179 237L177 235H175L176 233L174 231H172ZM179 230H181L182 232L179 231ZM243 230H245V231H243ZM203 231H205V232H203ZM251 231H252V233H251ZM118 232L123 233V235L121 237H123L124 239L121 238V237L119 238V236H120L119 234L120 233L118 234ZM156 232H157V234H156ZM224 232L222 231L221 234H223ZM246 232H249V233H246ZM189 233H191L193 236L191 237ZM93 234L96 237V239H95L94 236H92ZM201 234H203V236ZM125 235H127V236H125ZM195 235H197L198 238L201 237V236L202 237L198 240L197 237L195 239V237H194ZM213 235H215V236H213ZM117 236H118V239H116ZM124 236L126 238L127 237H129V238L126 239ZM187 236H190L189 240H186L188 238ZM10 237H12V236H10ZM191 239L194 240V241H196V240L200 241L201 240L202 242L205 239L204 240V244L206 242L207 245L206 244L203 245V243H202L203 247H201V244H200L201 241H200L198 243V245L195 246V243L197 241L194 243V241H191ZM119 240H122V241H119ZM190 241L192 242L191 245H193V243H194V245H193L194 248H192L190 246L192 248V250H190V248L188 246ZM2 243H3V241L0 242V245ZM181 243H183V244H181ZM186 243H188V244H186ZM184 244H186L188 246L187 249H185V250L186 251L190 250V252L189 251L186 252V253H189V254H187V256H185L187 258L184 257L183 259L179 260L177 255H179L182 251H184V248L186 247ZM198 246H200V248ZM196 247H198V248L195 249ZM258 250H259V253H258ZM98 251H99V253H96ZM52 253L55 256H53ZM55 253L57 254V256L59 258L56 257ZM255 253H256L257 256L255 255ZM97 254H99V255L97 256ZM258 254H259V256H258ZM29 255L33 256L34 261H32L33 260L32 256L29 257ZM261 255H263V256H261ZM48 256H50V257H48ZM256 257L257 258L258 257L259 258L262 257V258H260L261 260H259V258L257 260ZM28 258H30L32 260H30ZM254 259H255V262H253ZM251 261H252V263H251ZM261 262H260V264H262Z\"/></svg>",
  "mask_w": 264,
  "mask_h": 264
}]
</instances>
